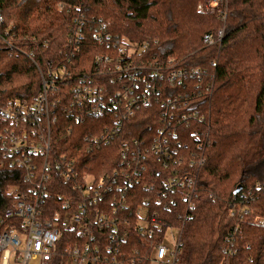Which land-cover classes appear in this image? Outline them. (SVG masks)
I'll return each mask as SVG.
<instances>
[{
	"label": "trees",
	"instance_id": "16d2710c",
	"mask_svg": "<svg viewBox=\"0 0 264 264\" xmlns=\"http://www.w3.org/2000/svg\"><path fill=\"white\" fill-rule=\"evenodd\" d=\"M203 1L0 0L3 38L10 42L0 39V107L37 98L42 90L37 65L64 60L66 40L79 18L86 21V38L68 65L72 72L100 66L97 55L115 57L117 38L152 42L147 58L156 56L154 62H162L167 72H183L180 83L165 82V97L187 94L183 100L191 108L168 120L145 110L128 125L135 122L134 137L146 125L163 126L166 135L174 132L175 138H167L181 143L180 173L196 178L195 207L186 219L180 205L178 264H264V0H223L222 13L200 11ZM220 30L219 43L204 42ZM56 114L70 124L61 108ZM100 120L60 130L59 147L85 148L86 135L100 134ZM118 150L103 144L92 153L104 163ZM22 176L0 167V219L14 202L10 190L27 188ZM61 192L58 188L51 197Z\"/></svg>",
	"mask_w": 264,
	"mask_h": 264
},
{
	"label": "built area",
	"instance_id": "2783aa9c",
	"mask_svg": "<svg viewBox=\"0 0 264 264\" xmlns=\"http://www.w3.org/2000/svg\"><path fill=\"white\" fill-rule=\"evenodd\" d=\"M222 8L223 0L199 5L208 13ZM75 22L64 60L36 64L42 80L37 98L0 107V167L20 171L27 186L17 194L10 190L15 198L0 219V264H178L180 205L186 219L195 207L196 178L180 173L181 143L167 138L174 132L146 125L134 137L135 122L128 124L145 110L168 120L190 109L187 94L165 97V82L180 83L183 72H167L156 56L147 58L152 42L119 38L115 57L97 55L100 66L72 72L68 65L86 38V21ZM3 26L0 12V39L8 44ZM223 36L220 30L204 42L215 45ZM60 108L71 125L60 122ZM101 117L100 134L86 135L85 148L59 147L60 130ZM103 144L119 150L99 163L92 152ZM58 188L62 192L52 198Z\"/></svg>",
	"mask_w": 264,
	"mask_h": 264
},
{
	"label": "water",
	"instance_id": "95a60500",
	"mask_svg": "<svg viewBox=\"0 0 264 264\" xmlns=\"http://www.w3.org/2000/svg\"><path fill=\"white\" fill-rule=\"evenodd\" d=\"M239 190H240V189L238 188V189L235 191V194H237V193L239 192Z\"/></svg>",
	"mask_w": 264,
	"mask_h": 264
},
{
	"label": "rangeland",
	"instance_id": "374dc122",
	"mask_svg": "<svg viewBox=\"0 0 264 264\" xmlns=\"http://www.w3.org/2000/svg\"><path fill=\"white\" fill-rule=\"evenodd\" d=\"M202 3V2H201ZM200 5V4H199ZM199 5H198V9H199ZM169 235V234H168Z\"/></svg>",
	"mask_w": 264,
	"mask_h": 264
}]
</instances>
